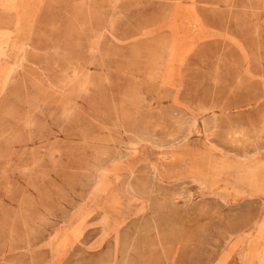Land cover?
Returning a JSON list of instances; mask_svg holds the SVG:
<instances>
[{
	"label": "rangeland",
	"instance_id": "374dc122",
	"mask_svg": "<svg viewBox=\"0 0 264 264\" xmlns=\"http://www.w3.org/2000/svg\"><path fill=\"white\" fill-rule=\"evenodd\" d=\"M0 264H264V0H0Z\"/></svg>",
	"mask_w": 264,
	"mask_h": 264
},
{
	"label": "bare ground",
	"instance_id": "6f19581e",
	"mask_svg": "<svg viewBox=\"0 0 264 264\" xmlns=\"http://www.w3.org/2000/svg\"><path fill=\"white\" fill-rule=\"evenodd\" d=\"M88 213H89V212H88ZM105 216H106V218H107V220H108V217H109V216H108V213H107V212H106ZM106 222H107V221H106Z\"/></svg>",
	"mask_w": 264,
	"mask_h": 264
}]
</instances>
